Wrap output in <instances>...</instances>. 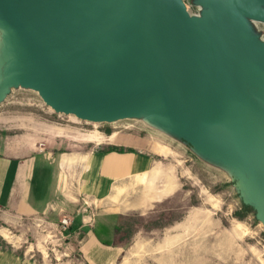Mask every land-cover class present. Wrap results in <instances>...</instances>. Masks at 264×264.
Masks as SVG:
<instances>
[{
	"label": "water",
	"instance_id": "water-1",
	"mask_svg": "<svg viewBox=\"0 0 264 264\" xmlns=\"http://www.w3.org/2000/svg\"><path fill=\"white\" fill-rule=\"evenodd\" d=\"M259 24L264 0H0V105L23 89L85 122L142 117L246 171L238 186L264 223Z\"/></svg>",
	"mask_w": 264,
	"mask_h": 264
},
{
	"label": "rangeland",
	"instance_id": "rangeland-1",
	"mask_svg": "<svg viewBox=\"0 0 264 264\" xmlns=\"http://www.w3.org/2000/svg\"><path fill=\"white\" fill-rule=\"evenodd\" d=\"M251 32L264 39L263 24ZM26 97L32 100V96ZM48 109L29 110L36 118L30 121L12 119L13 134L29 136L31 142L52 143L51 133L59 127L65 130L56 133L63 134L61 150L67 153L84 155L111 147L135 149L150 157L149 174L115 182L111 194L100 190V195L93 196L75 181L71 169L63 172L64 190L80 194V212L75 217H88L95 211L96 218L113 214V218L121 219L120 245L111 263L88 258L80 247L83 232L77 234L70 228L62 240L37 244L31 230L0 222V243L9 240L21 251L33 253L42 264H264V223L238 186L247 180L246 171L241 174L234 165L226 167L217 159L203 160L182 144L154 132L149 126L153 123L142 117L98 124L55 115ZM17 111L25 113L23 109ZM164 145L170 151L166 152ZM43 226L40 234L62 236L59 229Z\"/></svg>",
	"mask_w": 264,
	"mask_h": 264
},
{
	"label": "crops",
	"instance_id": "crops-1",
	"mask_svg": "<svg viewBox=\"0 0 264 264\" xmlns=\"http://www.w3.org/2000/svg\"><path fill=\"white\" fill-rule=\"evenodd\" d=\"M27 95L32 96V100ZM35 108L44 111L46 105L35 93L23 89L13 90L0 105V222L16 229H29L37 244H45L63 239L64 232L60 230L59 222L68 214L72 223L66 230L70 228L77 234L83 232L79 239L80 247L88 258L111 263L115 249L120 245L121 219L113 218V214L96 218L95 211L88 217H75L80 212L77 207L80 194L64 190L63 172L71 169L77 177L75 181H79L80 187L87 188L93 196L96 193L100 195V190L107 195L111 194L113 183L128 182L135 175L142 178L149 174L151 159L135 149L122 152L93 149L84 155L64 152L61 150L63 134L56 131L65 130L59 127L51 133L52 143H44L43 140L31 142L29 136L13 134L12 119H36L32 114L35 112L29 111H35ZM17 109H23L25 113L17 114ZM48 111L53 113L50 109ZM164 149L168 152L171 148L164 145ZM41 225L51 230L59 229L62 236L53 238L49 233L40 234ZM65 237L68 239L67 235ZM6 243H0V264H42L33 253L21 251L9 240Z\"/></svg>",
	"mask_w": 264,
	"mask_h": 264
},
{
	"label": "built area",
	"instance_id": "built-area-1",
	"mask_svg": "<svg viewBox=\"0 0 264 264\" xmlns=\"http://www.w3.org/2000/svg\"><path fill=\"white\" fill-rule=\"evenodd\" d=\"M71 222H72V218L70 215L66 214V215L62 216L61 220L59 222L60 230L64 232L69 227Z\"/></svg>",
	"mask_w": 264,
	"mask_h": 264
},
{
	"label": "trees",
	"instance_id": "trees-1",
	"mask_svg": "<svg viewBox=\"0 0 264 264\" xmlns=\"http://www.w3.org/2000/svg\"><path fill=\"white\" fill-rule=\"evenodd\" d=\"M108 150H109V151H113V150H115V151H120V152H122V151H124L125 149L117 148V147H111V148H109ZM129 150H132V149H129Z\"/></svg>",
	"mask_w": 264,
	"mask_h": 264
}]
</instances>
